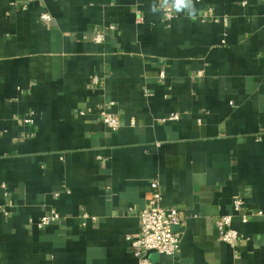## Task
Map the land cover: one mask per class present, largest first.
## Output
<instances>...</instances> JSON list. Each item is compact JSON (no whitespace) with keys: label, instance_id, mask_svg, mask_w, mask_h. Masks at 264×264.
<instances>
[{"label":"crops","instance_id":"obj_1","mask_svg":"<svg viewBox=\"0 0 264 264\" xmlns=\"http://www.w3.org/2000/svg\"><path fill=\"white\" fill-rule=\"evenodd\" d=\"M153 3L0 0V264H138L153 182L182 239L151 264H264V1L193 0L172 21ZM234 198L263 216L243 223Z\"/></svg>","mask_w":264,"mask_h":264},{"label":"built area","instance_id":"obj_2","mask_svg":"<svg viewBox=\"0 0 264 264\" xmlns=\"http://www.w3.org/2000/svg\"><path fill=\"white\" fill-rule=\"evenodd\" d=\"M163 15L167 21H172L176 17L173 9H163ZM51 20L52 17L49 14L41 17V21L47 24ZM111 29L114 30L115 28L111 27ZM103 41V33H98L95 36V42L102 43ZM160 77L165 78V74L162 73ZM100 85V79L94 76L90 81L91 88H98ZM113 107L114 103L107 104L99 110V116L108 130L117 132L121 128L122 121L117 114L112 112ZM179 118L178 114H173L166 121H177ZM26 122L27 124H32L33 118L30 117ZM131 123L132 126L136 124L135 121ZM162 199L160 184L158 182L151 183L148 204L139 214L140 234L136 237L127 238L132 254L137 259L138 264H151L150 254L173 258L180 249L182 235L175 228H178L182 223L181 213L177 208H164ZM232 205L234 212L239 215L243 223H248L253 217L263 216V213L259 211L245 212L243 210L244 201L240 198H234ZM83 217L87 218V215H83ZM61 219L62 217L58 212L50 211L40 218L36 226L39 229H44L59 222ZM232 225L233 215L221 216L216 221V228L222 241L233 249H237L241 244L242 238Z\"/></svg>","mask_w":264,"mask_h":264},{"label":"clouds","instance_id":"obj_3","mask_svg":"<svg viewBox=\"0 0 264 264\" xmlns=\"http://www.w3.org/2000/svg\"><path fill=\"white\" fill-rule=\"evenodd\" d=\"M161 8L168 10L174 9L176 12H184L187 10L189 15L195 14V6L193 0H160V5L157 6L155 3L151 6L150 11L156 13Z\"/></svg>","mask_w":264,"mask_h":264},{"label":"water","instance_id":"obj_4","mask_svg":"<svg viewBox=\"0 0 264 264\" xmlns=\"http://www.w3.org/2000/svg\"><path fill=\"white\" fill-rule=\"evenodd\" d=\"M178 228H175V230H177Z\"/></svg>","mask_w":264,"mask_h":264}]
</instances>
